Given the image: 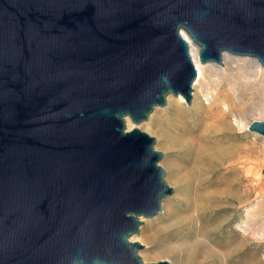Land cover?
Here are the masks:
<instances>
[{
    "label": "water",
    "instance_id": "1",
    "mask_svg": "<svg viewBox=\"0 0 264 264\" xmlns=\"http://www.w3.org/2000/svg\"><path fill=\"white\" fill-rule=\"evenodd\" d=\"M181 30L264 64V0H0V264H170L131 240L173 188L126 119L191 102Z\"/></svg>",
    "mask_w": 264,
    "mask_h": 264
},
{
    "label": "rangeland",
    "instance_id": "2",
    "mask_svg": "<svg viewBox=\"0 0 264 264\" xmlns=\"http://www.w3.org/2000/svg\"><path fill=\"white\" fill-rule=\"evenodd\" d=\"M256 61L231 56L224 74L221 65L201 64L189 104L171 95L148 120L132 124L155 137L154 147L163 153L159 165L173 188L162 211L142 219L131 238L143 245L139 255L144 262L264 264V136L248 130L250 122L264 120V70L257 74ZM176 109L189 127L223 120L231 134L207 138L213 146L206 151L209 158L204 155L194 166L190 137L181 133Z\"/></svg>",
    "mask_w": 264,
    "mask_h": 264
},
{
    "label": "bare ground",
    "instance_id": "3",
    "mask_svg": "<svg viewBox=\"0 0 264 264\" xmlns=\"http://www.w3.org/2000/svg\"><path fill=\"white\" fill-rule=\"evenodd\" d=\"M181 35L183 36V38H185L189 44V49H190V53L191 56L193 58L194 64L196 66L197 69V80L201 75V69L203 68V66L201 65V63L198 60V56H197V50L198 47L195 43L192 42L190 36L188 35L187 32H185L184 30L180 31ZM231 56H235L234 54L228 53V52H223L221 55V64H217V63H210L212 65H221L223 66V74L224 72L227 71L226 68V59L231 57ZM237 56V55H236ZM256 59V58H254ZM257 60V59H256ZM257 74H262L263 72V67H261V63L257 60ZM179 96V95H178ZM171 94H168L166 96L167 100H171L170 99ZM177 97V96H176ZM178 104V108H180V104L178 102V100L175 101ZM156 108V107H155ZM175 110V109H174ZM176 117L178 118V120L183 124H181L182 131L181 133L184 136L190 137L188 140L190 142L189 146H191V148L188 150V154H189V161L191 162L192 165H196L200 162V160H202L203 158H205V154L206 151L209 147H213L210 145V143H208L207 138L212 137V138H217L216 140H221L222 138H225L227 136H229L231 134V131L228 129V125L227 123H223V120L217 121L215 123H210V124H203V125H198V126H187L185 124V121H183V115L181 113L178 112L179 109H176ZM195 113V112H194ZM195 116V115H194ZM206 116V115H205ZM149 118V117H148ZM207 119V118H206ZM148 120V119H147ZM208 121V120H207ZM187 122V121H186ZM214 122V121H213ZM126 127L127 129H130L132 127V123L130 122V120L127 118L126 119ZM201 128V132L200 133H196L195 131ZM198 131V130H197ZM200 131V130H199ZM210 139V138H209ZM211 140V139H210ZM215 140V141H216ZM186 142V141H185ZM188 142V141H187ZM186 144V143H185ZM215 144V143H214ZM216 146V145H215ZM214 146V147H215ZM182 147H185L184 145ZM188 147V146H187ZM188 149V148H187ZM184 150V149H183ZM186 150V149H185ZM211 153V152H210ZM220 154V153H219ZM205 155V156H204ZM223 155V154H222ZM209 158V155L206 156ZM222 157V156H221ZM205 160V159H204ZM203 161V160H202ZM213 161V160H212ZM207 162V161H206ZM203 165V164H202ZM209 165V164H208ZM212 166V165H211ZM210 167V166H208ZM202 168V167H201ZM207 168V167H206ZM213 168V167H211ZM196 169V167H195ZM210 169V168H209ZM189 170V169H188ZM192 171V170H191ZM194 171V170H193ZM200 170H198L199 172ZM203 171V170H202ZM209 171V170H208ZM213 172V171H212ZM215 172V171H214ZM190 173V172H189ZM208 173V172H207ZM217 173V172H216ZM199 176V175H198ZM191 177V176H190ZM194 177V176H193ZM196 177V176H195ZM198 179V178H196ZM199 180V179H198ZM200 182V180H199ZM202 184V182L200 183ZM204 184V183H203ZM199 185V184H198ZM201 186V185H200ZM200 195V194H199ZM198 195V196H199ZM200 197V196H199ZM197 198V197H196ZM198 199V198H197ZM202 200V199H201ZM201 202V201H200ZM199 202V203H200ZM196 203V202H195Z\"/></svg>",
    "mask_w": 264,
    "mask_h": 264
}]
</instances>
